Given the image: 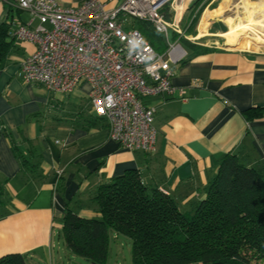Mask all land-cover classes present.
<instances>
[{
    "label": "crops",
    "instance_id": "obj_1",
    "mask_svg": "<svg viewBox=\"0 0 264 264\" xmlns=\"http://www.w3.org/2000/svg\"><path fill=\"white\" fill-rule=\"evenodd\" d=\"M57 1L73 8L86 0ZM99 1L112 9L124 0ZM197 1L179 0L181 33H169L170 42L186 53L173 66L170 82L176 92L142 100L153 110L157 130L154 151L143 154L109 139L105 122L90 109L87 85L62 95L23 82L21 64L35 46L18 41L15 33L30 18L15 0H0V26H8L12 40L0 60V187L7 201L0 258L17 253L26 256L27 264H57L62 252L70 254L61 238L67 206L81 217L97 218L89 199L126 170H137L146 185L168 195L184 213L205 199L227 154L264 178V117L247 122L241 114L264 110V52L217 44L227 27L218 12L231 0L204 8L189 33L192 11L206 0L194 8ZM187 39L201 43L187 48L182 42ZM204 48L209 51H200ZM18 154L29 159L30 171L21 167Z\"/></svg>",
    "mask_w": 264,
    "mask_h": 264
},
{
    "label": "trees",
    "instance_id": "obj_2",
    "mask_svg": "<svg viewBox=\"0 0 264 264\" xmlns=\"http://www.w3.org/2000/svg\"><path fill=\"white\" fill-rule=\"evenodd\" d=\"M204 8L203 4L192 12L189 33ZM139 23L145 40L163 53L167 48L163 38L148 23ZM9 37L8 26L1 25V61L12 46ZM241 114L252 122L263 118L264 110ZM18 157L23 169L33 168L29 159ZM3 194L0 187V220L6 215ZM90 207L97 218L81 217L67 206L61 219L65 249L90 264H106L113 235L130 242L132 264H252L254 258L264 259V178L231 154L222 158L205 199L190 213L181 212L172 198L146 185L137 170H126L100 185L89 199ZM0 264H27V259L13 253L1 257Z\"/></svg>",
    "mask_w": 264,
    "mask_h": 264
},
{
    "label": "built area",
    "instance_id": "obj_3",
    "mask_svg": "<svg viewBox=\"0 0 264 264\" xmlns=\"http://www.w3.org/2000/svg\"><path fill=\"white\" fill-rule=\"evenodd\" d=\"M15 2L30 18L15 37L35 46L21 64L23 82L62 95L87 85L90 109L105 122L109 139L131 153L153 152L154 112L142 100L176 92L170 82L173 66L186 53L170 42L169 33H181L179 0H124L112 9L99 0L73 8L57 0ZM139 21L163 38V53L145 40L135 25Z\"/></svg>",
    "mask_w": 264,
    "mask_h": 264
},
{
    "label": "rangeland",
    "instance_id": "obj_4",
    "mask_svg": "<svg viewBox=\"0 0 264 264\" xmlns=\"http://www.w3.org/2000/svg\"><path fill=\"white\" fill-rule=\"evenodd\" d=\"M257 2H259V0H231L229 1L228 4H222L221 6L220 5L221 0H216V1L206 0L205 2H202V4L204 3L205 8H209V9L217 8L219 5L221 6V8L219 9L220 11L218 13L222 19L226 20V25H227V27H225L222 30V33L224 34L225 32H228L232 24L238 22H246L247 20H254L255 22L261 21V24H258L259 26L264 25L263 14L259 13L258 11L257 12L253 11V13H251L248 11V9H246L249 6V4H256ZM198 6H200V4ZM135 25L136 28L139 29L138 27H140V23L136 22ZM149 27L155 32V30L150 24ZM257 29H261V28L257 27ZM260 31L261 33L255 32L254 30H252V32L247 31L244 33H235L234 37L231 36L230 39H228L230 43L228 47L227 46L226 47L240 51L248 49V51L264 52V42L260 41V39H264V36L262 35V30ZM226 41L227 38H221V40L217 41V44L222 45L225 44ZM192 43H201V41L187 39L186 42H184V45L185 47L187 46L188 48L190 45H192ZM238 43H246L248 45L246 46V48H244L245 46H240L238 45ZM88 94H89V88L87 91V95ZM60 256H61L60 261L57 262V264H90L82 260L81 258L72 256L71 254L65 252H62ZM257 259L258 258H254L252 260V264H264V259L262 258H259L258 260ZM106 264H132L131 247H130V242L127 239L123 238L122 236H117V240L111 239Z\"/></svg>",
    "mask_w": 264,
    "mask_h": 264
},
{
    "label": "bare ground",
    "instance_id": "obj_5",
    "mask_svg": "<svg viewBox=\"0 0 264 264\" xmlns=\"http://www.w3.org/2000/svg\"><path fill=\"white\" fill-rule=\"evenodd\" d=\"M180 7L181 6L178 5V8H177V13L179 15L183 11V8L181 10ZM244 8H245V6H244ZM246 9H248V11L251 12V13H253V11L254 12H257L258 11L259 13H261V14L264 15V1L263 0L260 1L259 0V2H257L256 4H249V6ZM258 24H261V21L255 22L254 20H247L246 22L234 23V24L231 25V27L228 30V32H226V33H224L222 35V38H227L226 45H229L230 41L228 39H230L231 36L234 37V34L235 33H244V32H247V31L252 32V30H254L255 32H260L261 33L260 30H262V35L264 36V25H260L259 26ZM257 27L258 28H261V29H257ZM260 41H263L264 42V39H260ZM238 45L245 46L244 48H246V46L248 44H246V43H238Z\"/></svg>",
    "mask_w": 264,
    "mask_h": 264
},
{
    "label": "water",
    "instance_id": "obj_6",
    "mask_svg": "<svg viewBox=\"0 0 264 264\" xmlns=\"http://www.w3.org/2000/svg\"><path fill=\"white\" fill-rule=\"evenodd\" d=\"M171 18H172V15H171V14H169V15H168V19H169V20H171Z\"/></svg>",
    "mask_w": 264,
    "mask_h": 264
}]
</instances>
